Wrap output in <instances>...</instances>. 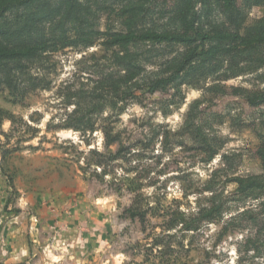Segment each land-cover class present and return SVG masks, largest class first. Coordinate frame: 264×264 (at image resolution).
Listing matches in <instances>:
<instances>
[{"label": "rangeland", "instance_id": "obj_1", "mask_svg": "<svg viewBox=\"0 0 264 264\" xmlns=\"http://www.w3.org/2000/svg\"><path fill=\"white\" fill-rule=\"evenodd\" d=\"M130 1H101L96 33L51 54L49 88L14 97L0 87V264H264V186L238 183L264 177V103L249 104L241 91L264 89V31L254 30L264 0H235L249 45L239 44L244 57L226 75L224 63L150 92L148 80L186 46L144 41L137 83L105 97L93 131L67 127L74 105L59 90L92 88L113 68L118 47L103 32L126 31ZM141 2L135 28L177 27L174 0ZM104 130L120 142L107 146Z\"/></svg>", "mask_w": 264, "mask_h": 264}, {"label": "trees", "instance_id": "obj_2", "mask_svg": "<svg viewBox=\"0 0 264 264\" xmlns=\"http://www.w3.org/2000/svg\"><path fill=\"white\" fill-rule=\"evenodd\" d=\"M101 1L103 0H0V87L8 89L14 97L39 88H49L52 81L48 74L54 69V64L49 60L51 54L68 46L80 45L88 35L96 33L93 10L101 6ZM196 4H200V9L196 8ZM143 7L141 0L130 1L123 11L127 14L126 31L111 34L103 32L108 35L103 43L118 47L110 58L113 65L111 70L101 73L92 88L72 91L68 84L60 88L59 93L66 103L74 105L67 116V127L93 131L94 111L96 107L101 108L108 102L105 97L117 95L123 84L137 83L136 79L143 72L142 63L147 58L138 50V46L144 41L186 46L179 57L164 62L168 69L165 75L153 76L148 80L146 87L150 92L166 89L170 84L191 83L195 72L203 74L214 71L223 67L224 63L227 64L223 68L226 75V71L238 65L237 61L244 57L242 54L245 49L239 44L248 46L249 35L248 32L243 36L239 33L245 12L235 0H174L172 18L177 27L173 30L135 28L134 24ZM215 11L223 14L225 20L216 21L213 18ZM258 29L264 31V24L257 23L254 30ZM257 39L256 34V41ZM263 39L264 33L260 41ZM208 40L210 45H207ZM32 69L36 72H32ZM241 91L249 104L257 106L264 103V89ZM2 119L0 112V125ZM104 136L107 146L120 142L118 134L110 137L104 130ZM206 140L204 138L205 142ZM122 147L115 154L109 155H116ZM257 152L264 169V137ZM257 180L239 178V189L244 191L251 187H263L264 177ZM262 207L264 209V204ZM127 211L132 218L136 217L134 208H128ZM156 240L155 245L163 241L162 238ZM153 244L147 248L148 254H144L145 262L151 256L155 257Z\"/></svg>", "mask_w": 264, "mask_h": 264}]
</instances>
